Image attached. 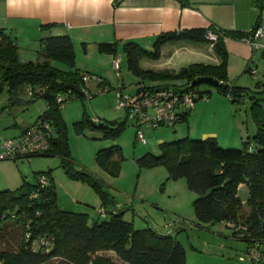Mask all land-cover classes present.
Masks as SVG:
<instances>
[{"label":"trees","instance_id":"1","mask_svg":"<svg viewBox=\"0 0 264 264\" xmlns=\"http://www.w3.org/2000/svg\"><path fill=\"white\" fill-rule=\"evenodd\" d=\"M176 1L182 7L189 6V0ZM251 3L258 13L253 27L247 32L216 27L168 32L155 39L152 49H145L134 42L124 43L129 70L151 82L140 85L137 91L166 88L179 92L183 88H187L185 92L194 91V86H191L193 80L212 77L221 84L215 86L217 92L227 96L232 104L240 101L247 88L228 79L225 40L246 39L261 25L264 0H251ZM208 31L218 34L212 43L213 52L220 59L218 64L194 62L178 69L157 71L141 66L143 60L159 64L167 59L171 52L162 51L165 45H176L181 41L210 44ZM99 49L115 53L116 42L99 43ZM39 54L41 61H21L15 40L0 28V93L6 89L12 101L22 88L31 86L34 90L45 87L47 93L53 95V98H45L47 108L35 118L50 124L48 150L17 159L35 155L58 156L62 166L70 172L66 126L61 117L62 107L55 98L58 93L68 92L66 84L79 87L81 73L75 68L74 48L68 35L41 38ZM52 61L63 63L67 68L56 67ZM194 92V106L198 99L208 97ZM82 96L84 93L71 91V96L65 98L64 103ZM28 97L37 99L41 96ZM249 110L256 130L252 136L245 135L239 147H222L214 137L193 139L187 136L161 142L158 155L145 153L136 159V163L140 167L164 165L169 179L185 178L187 187L196 194L192 204L200 222H224L232 226L235 237L246 242V250L256 244L264 250V105L255 100ZM191 111L180 115L177 122L186 121ZM101 123L106 128H99L97 124L93 125L94 128L103 130L104 137L113 140L125 127L118 121H111L108 125ZM75 125L82 130L87 123L83 119ZM116 155L122 157L119 146L99 150L96 157L107 163ZM71 174L89 181L98 192L103 200L97 213L101 219L88 224L86 213L59 208L53 179L48 175L45 176V184L41 183L40 175L33 184L24 182L16 189L0 191V264H46L53 260L59 264H119L118 260L123 264H186L184 248L168 231L135 229L132 222L123 219L102 183L84 171ZM242 187L248 191L245 200L239 194ZM244 207L246 211L243 212ZM10 238H19L17 247L3 248L2 244ZM109 252L116 257L110 256Z\"/></svg>","mask_w":264,"mask_h":264},{"label":"rangeland","instance_id":"2","mask_svg":"<svg viewBox=\"0 0 264 264\" xmlns=\"http://www.w3.org/2000/svg\"><path fill=\"white\" fill-rule=\"evenodd\" d=\"M256 11L258 13L257 9ZM262 41L264 39H255L254 43ZM31 45L34 47V43H28V48L32 47ZM257 50L253 62L255 75L243 69L239 70L238 67L230 71V79L247 88L240 101L232 104L227 96L217 92L215 86L210 84L195 85L194 91L208 96L207 99H198L188 119L176 122L173 128L143 126L141 129L146 144L137 140L135 119L125 109L116 107L119 82L123 84L121 88L123 95H133L138 85L151 83L129 70L123 49L118 51L121 56L119 77L110 67V70L105 71H111L110 84L105 83L104 79L100 84L95 78L84 83L79 81L84 96L69 99L61 108V117L67 132L69 171L71 173L84 171L102 183L113 198L114 204L120 205L117 208L123 219L132 222L135 229L168 231L169 235L184 248L186 264H248L239 260V255L246 251V242L235 237L232 226L224 222L211 224L202 223L197 219L192 204L196 194L187 187L185 178L169 179L168 170L164 165L140 167L136 159L145 153L158 155L161 142L187 136L201 139L199 138L201 133L207 131L217 132L221 142L230 130L234 134L238 128L243 136H252L256 127L250 115L251 103L259 100L264 105V55L260 51L261 47ZM29 53L30 50L22 57L28 58ZM198 61L208 60L191 53H183L174 55L169 64L147 63L149 64L147 67L157 71L159 68H169L180 63L188 65ZM112 62L113 60L111 66ZM52 64L66 69L63 63L52 61ZM140 64L145 67L144 60ZM178 68L180 67L176 69ZM102 88H108L109 91L101 93ZM86 91H89L92 97H87ZM61 94L66 96L65 92ZM19 96L26 101L24 105L13 104L6 89L0 93V143L3 139L17 134L18 129L13 128V124L25 121L31 123L45 105L43 97L31 99L24 88L19 91ZM83 119L87 125L80 130L75 123ZM111 121L122 122L125 126L115 140L105 138L104 131L93 126L101 122L108 125ZM241 143L242 141L238 147ZM112 146L120 147L122 157L116 155L107 163L99 161L96 157L97 152ZM70 172L62 166L60 157L53 155H35L17 160L3 159L0 160V191L16 189L24 182L33 184L38 176L48 175L53 179L59 208L75 204L69 206L72 207L71 211L81 212V209H86L88 224L99 221L101 218H96V214L102 208L103 200L89 181L75 177ZM239 194L241 199L245 200L248 197L247 188L242 187ZM242 211H246L245 207ZM16 239L5 240L2 247L16 248L19 238ZM108 254L116 257L113 252ZM117 262L123 264L119 260ZM46 264L59 263L53 260Z\"/></svg>","mask_w":264,"mask_h":264},{"label":"crops","instance_id":"3","mask_svg":"<svg viewBox=\"0 0 264 264\" xmlns=\"http://www.w3.org/2000/svg\"><path fill=\"white\" fill-rule=\"evenodd\" d=\"M256 16L257 11L251 0H189V6L186 7H182L176 0H0V28L15 40L21 61L42 60L39 54L41 38L68 35L74 48L75 68L98 76L109 84L112 74L111 71H105L112 68L111 60L118 57L121 59L118 51L123 49L124 43L134 42L145 49H151L155 39L168 32L211 27L247 32L255 23ZM260 26L264 29V18ZM102 42H116L115 53L100 51L99 43ZM28 43H34V47L31 45L28 48ZM225 46L228 52V79L233 81L230 79V71L236 67L243 71L254 67L253 62L259 49L252 47L245 39L228 38ZM29 50L28 58L22 57ZM162 51L171 52L163 64H169L174 55L183 53L208 60L198 62H220L208 43L181 41L176 45H165ZM260 51L264 50L261 48ZM147 63L145 62L144 68L150 69ZM181 66L184 64L169 68ZM235 83L240 85L239 82ZM122 87L123 84L119 82L118 91ZM139 87L140 85L137 89ZM46 108L45 100L38 115ZM29 124L26 121L20 124L16 122L13 128L18 129V134ZM226 136L221 142L217 132L207 131L202 132L199 138L214 137L224 147H238L239 142L244 139L239 128L234 134L230 130ZM69 206L62 209L71 211L72 207ZM81 210L88 215L86 209Z\"/></svg>","mask_w":264,"mask_h":264},{"label":"built area","instance_id":"4","mask_svg":"<svg viewBox=\"0 0 264 264\" xmlns=\"http://www.w3.org/2000/svg\"><path fill=\"white\" fill-rule=\"evenodd\" d=\"M217 37L218 34L216 32L208 31L207 38L211 46ZM255 39H264V29L261 26H257L245 41L254 48L264 47V43H254ZM120 65L121 59L119 57L115 58L112 62V68L116 71L117 77H119ZM249 72L255 74L256 70L252 67ZM91 78H95L100 84L103 83L102 78L98 76H92L85 72L81 73V81L83 83ZM24 89L27 96L39 95L42 97L47 93L45 87H39L34 90L31 86H26ZM71 91L68 90L66 96L61 93L57 94L55 100L60 107H63L65 98L67 99L71 96ZM107 91V88L100 89L101 93ZM85 93L88 94L87 97H92L89 91ZM194 93L192 90L180 93L177 89L166 88L150 91L140 89L133 95H123L120 90L117 92L116 107L125 109L135 119L137 140L146 144L147 141L141 128L143 126L153 128L159 126L174 127L180 115L194 108ZM49 130L50 124L45 120L38 119L27 126L18 136L3 139L0 143V160L17 159L31 154L45 153L49 148ZM41 183H46L44 176L41 178ZM239 260L248 264H264V250L258 248L256 244L249 247L245 253L239 255Z\"/></svg>","mask_w":264,"mask_h":264},{"label":"water","instance_id":"5","mask_svg":"<svg viewBox=\"0 0 264 264\" xmlns=\"http://www.w3.org/2000/svg\"><path fill=\"white\" fill-rule=\"evenodd\" d=\"M200 83H207L210 84L212 86H220L221 84H219L218 80L213 79L212 77H199L196 78L195 80H193L191 82V86H195L198 85ZM66 88L69 90H72L74 92H76L77 94H82V90L80 89V87H78L75 84H66ZM187 90V88H183L180 90V93H184ZM44 98H53V95L46 93L43 96ZM12 103L13 104H18V105H24L26 103L25 100H23L19 95H15L12 97ZM96 126H98L99 128H106V126H104L102 123L97 124Z\"/></svg>","mask_w":264,"mask_h":264},{"label":"clouds","instance_id":"6","mask_svg":"<svg viewBox=\"0 0 264 264\" xmlns=\"http://www.w3.org/2000/svg\"><path fill=\"white\" fill-rule=\"evenodd\" d=\"M69 90V89H68ZM76 93V92H75ZM77 94V93H76Z\"/></svg>","mask_w":264,"mask_h":264}]
</instances>
